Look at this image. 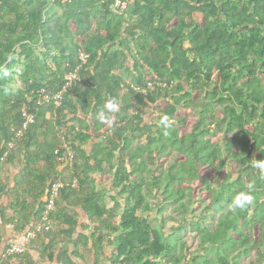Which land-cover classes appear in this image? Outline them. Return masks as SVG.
<instances>
[{"label": "trees", "instance_id": "trees-1", "mask_svg": "<svg viewBox=\"0 0 264 264\" xmlns=\"http://www.w3.org/2000/svg\"><path fill=\"white\" fill-rule=\"evenodd\" d=\"M122 1L0 0V264H264V0ZM248 183L253 203L229 212ZM196 201L220 213L192 222L201 253L183 262L145 213ZM8 224L34 231L21 253L1 251Z\"/></svg>", "mask_w": 264, "mask_h": 264}, {"label": "rangeland", "instance_id": "rangeland-1", "mask_svg": "<svg viewBox=\"0 0 264 264\" xmlns=\"http://www.w3.org/2000/svg\"><path fill=\"white\" fill-rule=\"evenodd\" d=\"M134 52V50H133ZM83 54H81L82 58ZM19 66V65H18ZM66 74V76L70 75ZM129 80V78H127ZM58 96L55 97V99ZM46 98V97H45ZM150 113L145 116V121L148 122L150 118L157 114V105H151L149 107ZM190 115H194V112H190ZM95 139L101 137V132L92 131ZM143 140L137 139L134 141V146L142 142ZM88 147V146H87ZM231 162H228V167ZM230 170V168H228ZM109 194H116V191L111 188L110 183H106L104 185ZM151 202H155L154 198H151ZM111 204V201L108 202ZM164 210L162 213H158L156 210L145 213V215L150 219L152 224L157 227V229L161 232L163 240L166 242L169 241H179L185 244L183 248V262H188L192 256L193 252L201 253V249L198 247V238L197 235L192 228L193 221H199L200 224L207 227H212L218 214L220 213L219 209H211L210 212H206L203 210V206L198 204V201L194 202L191 205V210L184 215L180 216V213L177 210H174L173 204H164ZM171 217L176 218L178 221H174ZM182 221L181 228L178 227V222ZM180 243L177 244V250H180ZM256 255L252 253L249 257L242 259V264H249Z\"/></svg>", "mask_w": 264, "mask_h": 264}, {"label": "clouds", "instance_id": "clouds-1", "mask_svg": "<svg viewBox=\"0 0 264 264\" xmlns=\"http://www.w3.org/2000/svg\"><path fill=\"white\" fill-rule=\"evenodd\" d=\"M0 72L7 75L5 68L0 66ZM120 102L117 98L109 96L103 104L102 109L98 114V119L104 124H111L115 119V114L119 112ZM174 120L168 114H162L159 119V125L164 130V135L169 134ZM252 166L260 170L262 178H264V159H253ZM255 185L253 183L246 184L241 190L233 194L231 201L228 204V211L231 213L243 212L250 204L253 203L252 191Z\"/></svg>", "mask_w": 264, "mask_h": 264}, {"label": "built area", "instance_id": "built-area-1", "mask_svg": "<svg viewBox=\"0 0 264 264\" xmlns=\"http://www.w3.org/2000/svg\"><path fill=\"white\" fill-rule=\"evenodd\" d=\"M116 7L120 8L123 10L125 8V2L122 0H116L115 2ZM84 55L82 58L84 59ZM75 77V74H70L66 76L67 82L66 85H69L72 81V79ZM28 120H31V117H28ZM72 155L71 153L68 154V162L71 160ZM67 163V162H66ZM59 187H61V183L57 182L54 183L49 191V196L46 199V212L45 216L47 213L54 208V200L55 197L57 196ZM44 216V219H45ZM34 236V231H27L22 235V238L20 240H15L12 241L8 244V248L6 250V254H14V253H21L26 249V246L29 242V240Z\"/></svg>", "mask_w": 264, "mask_h": 264}, {"label": "crops", "instance_id": "crops-1", "mask_svg": "<svg viewBox=\"0 0 264 264\" xmlns=\"http://www.w3.org/2000/svg\"><path fill=\"white\" fill-rule=\"evenodd\" d=\"M12 178H13V176H11V178H10L9 188H12L14 186ZM8 202H9V199L6 196H3L0 199V205L5 206L8 204ZM8 213L10 214L11 212H8ZM79 220H80V222H86L85 214L81 210H80V219ZM3 231L4 232H3V241H2L1 251L5 245H8L12 241L20 240L22 238V235H23V234L17 233L11 224L6 225L3 229ZM30 253H31V256L35 262L40 261V256H39L38 252L31 251Z\"/></svg>", "mask_w": 264, "mask_h": 264}]
</instances>
